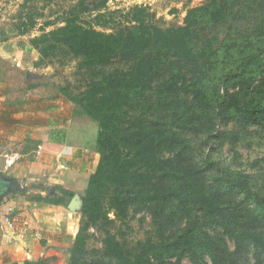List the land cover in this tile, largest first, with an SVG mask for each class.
Returning a JSON list of instances; mask_svg holds the SVG:
<instances>
[{"label":"trees","instance_id":"trees-1","mask_svg":"<svg viewBox=\"0 0 264 264\" xmlns=\"http://www.w3.org/2000/svg\"><path fill=\"white\" fill-rule=\"evenodd\" d=\"M108 1L95 4L100 13L88 21L83 16L92 7L80 0L64 25L46 31L51 26L46 23L42 35L30 41L41 56L35 66L60 49L90 71L115 61L132 64L126 72L97 74L78 95L69 87L58 89L99 126V162L82 197L83 221L70 264H183L187 256L196 264L207 258L213 264H241L237 257L250 249L263 264L264 191L252 185L249 174L224 167L207 180L209 168L196 163L190 136L200 130L198 122L212 117L264 126V6H254L257 0H206L188 10L182 26L169 29L153 25L148 9L136 6L125 15L126 27L106 33L97 27L111 26L101 13ZM235 10L255 19L254 29L242 35L231 29L222 40L216 36L198 46L205 31ZM22 26L20 34L26 35L35 22ZM181 95L192 101H169ZM134 110L139 114L129 116ZM60 193L34 200L64 205L74 197L64 189ZM236 194L239 202L233 201ZM132 207L136 214L151 213L154 223L153 237L134 244L110 230L116 220L127 224ZM249 208L253 219L245 214ZM92 227L106 231L104 260L88 259ZM208 228L223 233L213 235Z\"/></svg>","mask_w":264,"mask_h":264},{"label":"rangeland","instance_id":"rangeland-1","mask_svg":"<svg viewBox=\"0 0 264 264\" xmlns=\"http://www.w3.org/2000/svg\"><path fill=\"white\" fill-rule=\"evenodd\" d=\"M79 1L0 0V172L12 168L10 161H21L23 166L21 171L27 168L26 162L35 159L38 155L34 149L37 147L36 142L40 140L33 139V136H42V141L43 137L49 134H53L52 137L55 139L58 134L62 138L66 129L56 128V126H64L65 122L67 126H74L76 123L79 126L80 122L86 124V121H92L86 115H80L76 104L62 95L58 91L59 88L69 87L73 94L78 95L86 89L97 74L104 76L116 72H126L132 67V64L115 61L112 65L105 68H97L95 71L82 69L80 67V59L75 58L62 49L52 54L43 64L34 65L35 61L32 60L34 57L33 53H35V56L39 55V53L36 50L34 52L30 50V41L42 35V29L46 23L51 24V26L46 28V31H51L64 25V20L70 15L71 10ZM86 1L93 11L83 16V18L92 21L93 17L100 13L93 6L101 0ZM205 2L206 0H109L106 9L101 11V13L106 14V19L111 21V26H99L97 29L106 33L123 29L128 25L125 15L136 6L148 9L153 25L162 29L176 28L184 24V19L189 9L201 6ZM257 3L264 6V0H257L254 6ZM257 15V13L254 14V16ZM254 20L249 19V17H241V14L235 10L223 23L205 31L200 37L198 46L207 39H212V37L218 36L217 39L219 41L222 40L232 33L231 29H240L241 35L247 33L257 25ZM30 21L35 22V26L26 35L20 34L18 27L24 23H30ZM24 28L22 26V29ZM28 72L30 73V79H26ZM30 84L36 87L29 89ZM169 101H181L179 103L185 104L187 101H192V98H185L181 95L175 100L169 99ZM6 105L9 106L11 113L14 115L19 110L24 111L25 109H30V107L42 111L44 118L39 116V122L42 123L43 127L36 130L28 127L26 120L21 121L20 118L10 117L9 120H13L12 124L14 125V122H17L18 126L14 128L13 132L15 135L12 136L13 139L8 138L6 136L9 134L6 131L8 128L2 127V120L5 121L6 119L3 110ZM138 114L139 111L137 110L129 111V116H137ZM22 115L24 114L19 116L23 117ZM62 119L66 120L62 121ZM60 122L61 124L57 125ZM92 123L97 128V124ZM197 124L202 132L199 130L190 137L196 148V163L209 168L207 180L211 181L212 177L220 173L221 168L224 167L232 171L249 174L252 185L256 189L264 191V126L245 127L237 122L219 123L215 117ZM91 134L92 132L88 133L89 136ZM17 135L18 137H16ZM16 153L26 154H24L25 157L16 158ZM205 161L209 162L206 163ZM52 174H50L51 177L58 179L57 176ZM37 176L39 177L40 173H37ZM50 176H45V178L49 179ZM21 180L22 183L27 185L25 193L28 190L33 191L34 187L41 184V182H32L23 176ZM14 197L16 198L17 196ZM241 199L242 197L236 194L233 201L239 202ZM248 206L250 208L253 207L252 205ZM250 208L245 214L253 219L254 214ZM76 217L80 225V222L83 221V216L81 213H77ZM111 217L116 220L113 213H111ZM176 225H178V222H176ZM184 225L185 221L180 224V227ZM174 227H171V232ZM260 228L264 230V222L261 223ZM110 230L113 233H119L128 243L134 244L148 237H153V216L148 211L136 214L135 208L132 207L127 224H122L116 220L115 225ZM208 231L213 235L223 233L219 228H208ZM89 234L88 259L90 261L104 260L106 231L100 227H92ZM223 237L229 250L235 251L234 242L226 235ZM255 255V250L250 249L238 256L237 259L241 264H257ZM183 264L196 263L187 256L183 259ZM205 264H213V262L210 258H207V263Z\"/></svg>","mask_w":264,"mask_h":264},{"label":"crops","instance_id":"crops-1","mask_svg":"<svg viewBox=\"0 0 264 264\" xmlns=\"http://www.w3.org/2000/svg\"><path fill=\"white\" fill-rule=\"evenodd\" d=\"M30 48L35 51L32 46ZM33 54L32 60L39 61L40 56ZM3 110L6 119L2 120V127L8 128L6 131L9 134L6 136L10 139H13L14 128L18 126L17 122L12 124L10 117L26 120V125L36 130L43 127L39 116L44 118V113L38 109L30 107L24 111L19 110L15 115L11 113L8 105ZM20 114H24L23 117H20ZM92 122L94 121H86V124L80 122L79 126L77 123L67 126L65 122L64 126H56L66 129L67 132L65 131L62 138L58 134L55 139L53 134H49L44 136L42 141V136H33V139L41 142H36L37 147L34 150L38 155L26 162L27 170L21 171V161H10L12 168L0 172L2 177L15 179L20 187V190L4 195L0 202V264H70V251L80 229L76 214L81 213V210H72L70 205L75 196L82 199L99 162L96 148L99 126L94 122L97 124L96 128ZM90 132L91 136L88 135ZM24 154L26 153H16L15 157H25ZM37 173H40L39 177ZM22 176L41 184L34 187L33 191L28 190L25 193L27 185L22 183ZM45 176L50 177L46 179ZM61 189L74 194L64 205L34 200L37 196L62 197ZM6 217L12 219L11 226L6 224Z\"/></svg>","mask_w":264,"mask_h":264},{"label":"water","instance_id":"water-1","mask_svg":"<svg viewBox=\"0 0 264 264\" xmlns=\"http://www.w3.org/2000/svg\"><path fill=\"white\" fill-rule=\"evenodd\" d=\"M30 73H27L26 79H30ZM20 190L18 186V182L15 179H7L5 177L0 176V202L4 195L10 192H16ZM72 210H82L83 208V199L79 196H75L71 202Z\"/></svg>","mask_w":264,"mask_h":264},{"label":"built area","instance_id":"built-area-1","mask_svg":"<svg viewBox=\"0 0 264 264\" xmlns=\"http://www.w3.org/2000/svg\"><path fill=\"white\" fill-rule=\"evenodd\" d=\"M5 221H6V224L7 225H10L11 226L13 224V221H12V219L10 217H6L5 218Z\"/></svg>","mask_w":264,"mask_h":264}]
</instances>
